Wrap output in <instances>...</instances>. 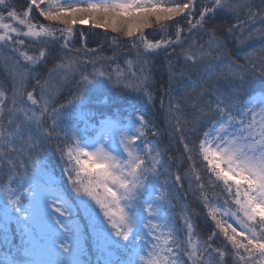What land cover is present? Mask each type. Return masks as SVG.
Here are the masks:
<instances>
[{
  "label": "snow or ice",
  "instance_id": "1",
  "mask_svg": "<svg viewBox=\"0 0 264 264\" xmlns=\"http://www.w3.org/2000/svg\"><path fill=\"white\" fill-rule=\"evenodd\" d=\"M0 65V264H264V0H0Z\"/></svg>",
  "mask_w": 264,
  "mask_h": 264
},
{
  "label": "trees",
  "instance_id": "2",
  "mask_svg": "<svg viewBox=\"0 0 264 264\" xmlns=\"http://www.w3.org/2000/svg\"><path fill=\"white\" fill-rule=\"evenodd\" d=\"M80 27V26H78ZM84 29L85 36L87 37L86 43L89 48H99L103 46L104 48V55L110 56L112 55V42H111V35H105L102 29H94L91 28L88 23L82 26ZM81 42L78 41L76 44L77 47H80ZM130 47V46H129ZM236 45L233 43H229V49L231 51L236 50ZM252 47H259V42H254ZM248 50V49H245ZM241 57L240 61L243 63V56L244 52L239 51L237 53ZM235 58V57H233ZM131 59V57H129ZM124 55L121 54L120 63L121 66H124ZM51 64H48L44 69H42V73H46L47 68H50ZM89 71H91V66H89ZM155 73V77L159 80L165 77L166 72L159 60L156 61V67L153 69ZM4 69L3 66L0 65V76L3 75ZM72 86L70 85L68 88H65L61 97L60 102H64L65 98H71L69 96V90ZM84 110L90 111L95 114L96 119H99L102 115H112L117 112H122L125 115L127 114L128 110L131 108H139L143 111L156 113L158 109V105L156 108H153L147 105L144 101L143 97L135 95L130 92H117L111 84L105 81L99 88H92L88 92L85 93V102H84ZM79 109L73 110V116H75L76 111ZM152 118L155 120L156 116L153 115ZM82 126V125H81ZM164 144H167V140L164 141ZM51 151L54 152L55 148L54 145L51 148ZM53 166H55V161L50 162ZM55 171L59 173L60 168L58 166L55 167ZM93 261L97 259L96 255H92L90 257Z\"/></svg>",
  "mask_w": 264,
  "mask_h": 264
}]
</instances>
